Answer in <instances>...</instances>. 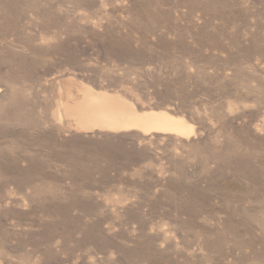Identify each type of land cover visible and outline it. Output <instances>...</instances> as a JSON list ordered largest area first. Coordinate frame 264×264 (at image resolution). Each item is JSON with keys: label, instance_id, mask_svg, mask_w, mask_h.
Listing matches in <instances>:
<instances>
[{"label": "rangeland", "instance_id": "1", "mask_svg": "<svg viewBox=\"0 0 264 264\" xmlns=\"http://www.w3.org/2000/svg\"><path fill=\"white\" fill-rule=\"evenodd\" d=\"M79 1L0 0V264H264V0ZM87 87L194 133L79 131Z\"/></svg>", "mask_w": 264, "mask_h": 264}, {"label": "bare ground", "instance_id": "2", "mask_svg": "<svg viewBox=\"0 0 264 264\" xmlns=\"http://www.w3.org/2000/svg\"><path fill=\"white\" fill-rule=\"evenodd\" d=\"M60 1V0H58ZM75 1V0H73ZM86 1V0H85ZM84 1V2H85ZM88 1V0H87ZM219 1V0H218ZM13 2V0H12ZM15 2V1H14ZM21 2V1H20ZM77 2V1H76ZM81 2V0L79 1ZM92 2V1H91ZM8 3V2H7ZM24 3V2H23ZM36 3V2H35ZM68 3V2H67ZM78 3V2H77ZM82 3V2H81ZM86 3V2H85ZM93 3V2H92ZM223 3V2H222ZM6 4V3H5ZM18 4V3H16ZM15 4V5H16ZM25 4V3H24ZM31 4L34 5V3L32 2ZM80 4V3H79ZM83 4V3H82ZM81 4V5H82ZM20 6V4H18ZM27 5V4H26ZM26 5L24 7H26ZM37 5V4H36ZM39 5V4H38ZM76 5V4H75ZM88 5V4H86ZM209 5V4H208ZM224 5V4H223ZM8 6V5H7ZM30 6V5H29ZM35 6V5H34ZM77 6V5H76ZM75 6V7H76ZM212 6V5H211ZM210 6V8H211ZM6 7V6H5ZM21 7V6H20ZM10 8V7H9ZM14 8V7H13ZM23 8V7H22ZM29 8V7H28ZM27 8V9H28ZM31 8V7H30ZM38 7H36L37 9ZM217 8V7H216ZM19 10V7L17 8ZM24 9V8H23ZM26 9V10H27ZM35 9V10H36ZM205 9V8H204ZM212 9V8H211ZM214 9V8H213ZM212 9V10H213ZM12 10V9H11ZM29 10V9H28ZM34 10V9H32ZM34 10V11H35ZM216 11V10H214ZM220 12V9H219ZM21 13V12H20ZM10 14V13H8ZM222 14V13H221ZM4 20H6L4 18ZM229 20V19H228ZM229 22V21H228ZM230 23V22H229ZM260 23V22H259ZM228 24V23H226ZM258 24V23H257ZM238 30V29H237ZM251 32V31H250ZM249 32V33H250ZM254 32V31H253ZM252 33V32H251ZM256 33V32H255ZM248 35V34H247ZM249 36V35H248ZM250 37V36H249ZM264 37V36H263ZM251 38V37H250ZM237 39V38H236ZM246 39V38H245ZM234 40V39H233ZM259 40V39H258ZM246 41V40H245ZM215 42V41H214ZM235 42V41H234ZM246 43V42H245ZM254 44V43H253ZM242 45V44H241ZM263 45V44H262ZM240 48V47H239ZM246 48V47H245ZM262 48V47H261ZM242 50V49H241ZM242 53V52H241ZM239 56V55H238ZM258 58V57H257ZM249 61V60H248ZM258 61V59H257ZM260 62V61H259ZM262 62V61H261ZM264 63V62H263ZM264 70V69H263ZM250 75V74H247ZM253 76V75H252ZM251 77V75H250ZM249 77V78H250ZM254 78V76H253ZM263 83V82H262ZM260 85V84H259ZM262 86V85H261ZM264 86V85H263ZM262 86V87H263ZM263 91V90H261ZM80 94H81V98L80 99H72V97L69 94V100L67 102H65L63 104V111H64V118L70 120L73 125L74 128H76L79 131H83L86 133H96V132H109V133H124V132H132V131H138L141 132L144 135H151V134H171V135H176L179 137H189L190 135H192L194 133V126L193 124L189 123L184 117H178V116H173L168 112L165 111H145V112H140L136 109V107L131 104L130 102H128L127 100H125L123 98V96H121L120 94H111L105 91H96L91 87H87L84 88L83 90H79ZM264 93V92H263ZM262 93V94H263ZM264 96V95H263ZM264 99V98H263ZM264 101V100H263ZM259 111V110H258ZM61 113V112H60ZM62 114V113H61ZM256 114V113H255ZM258 114V113H257ZM255 116V115H254ZM253 116V117H254ZM252 117V118H253ZM254 119V118H253ZM256 119V118H255ZM20 120V119H19ZM18 120V121H19ZM247 128V127H246ZM249 128V127H248ZM245 129V128H244ZM247 130V129H246ZM244 132V131H243ZM247 132V131H246ZM244 132V133H246ZM243 133V134H244ZM45 135V133H43ZM242 134V135H243ZM43 135V136H44ZM48 135V134H47ZM46 135V136H47ZM42 136V137H43ZM50 136V135H49ZM109 137V135H108ZM116 137V136H115ZM45 138V137H44ZM43 138V140H44ZM114 138V137H113ZM264 138V136H263ZM262 139V138H261ZM49 140V139H46ZM256 140V139H255ZM251 141V140H250ZM257 141V140H256ZM47 142V141H46ZM245 142V141H243ZM258 142V141H257ZM264 142V141H263ZM43 143V142H42ZM45 143V142H44ZM50 143V142H49ZM48 143V145H49ZM52 143H55L52 141ZM51 144V143H50ZM247 144V143H246ZM46 145V144H45ZM250 146V144H249ZM258 146V145H257ZM256 146V147H257ZM45 147V146H44ZM49 147V146H48ZM51 149V148H50ZM96 152V151H95ZM55 153V152H54ZM99 154V152H96ZM95 153V154H96ZM52 154V153H51ZM60 154V153H59ZM257 155V154H253ZM260 155V154H259ZM60 156V155H59ZM59 156L57 155V158L59 159ZM62 156V155H61ZM79 155H76V157ZM82 156V155H81ZM96 156V155H95ZM65 157V156H64ZM101 156H98V158H100ZM257 157H260L257 155ZM55 158V157H54ZM62 158V157H61ZM97 158V157H94ZM97 158V159H98ZM261 158V157H260ZM63 159V158H62ZM79 159V158H78ZM81 159V158H80ZM79 159V160H80ZM258 159V158H257ZM256 159V160H257ZM57 160V159H56ZM65 160V159H64ZM68 160V158H67ZM254 161V160H253ZM71 162V161H70ZM255 162V161H254ZM261 162L264 165V158L261 159ZM67 163V162H66ZM257 163V162H255ZM44 165V164H43ZM73 164L71 163V166ZM256 165V164H255ZM253 165V166H255ZM17 166V165H16ZM38 166V165H37ZM250 166V165H249ZM258 166V165H257ZM10 167V166H9ZM13 168V166H12ZM17 168V167H16ZM69 168V167H68ZM74 168V167H73ZM78 168H82L84 170H86L84 168V166H82L81 164H79ZM6 169V168H5ZM24 169V168H23ZM35 169V168H34ZM70 169V168H69ZM75 169H71V171H74V173L77 171ZM249 169V168H247ZM246 169V170H247ZM261 171L264 172V167L260 168ZM11 172V169H9ZM81 170V169H79ZM84 170H82L84 172ZM256 170V169H255ZM16 171V170H15ZM37 171V170H34ZM70 171V172H71ZM6 172V171H5ZM18 172V171H17ZM22 172V170L20 171ZM25 172V171H24ZM40 173V171H38ZM69 172V171H68ZM88 172V171H87ZM84 172V173H87ZM251 172V171H248ZM9 173V172H8ZM14 173V172H13ZM16 173V172H15ZM19 173V172H18ZM73 173V174H74ZM78 173V172H77ZM81 173V172H79ZM89 173V172H88ZM246 173V172H245ZM253 174V171L251 172ZM258 171H256V175H257ZM11 174V173H9ZM21 174V173H19ZM25 174V173H24ZM31 174V173H29ZM36 174V173H35ZM72 174V172H71ZM72 174V176H74ZM91 174V173H90ZM249 173V175H252ZM255 174V173H254ZM252 175L249 176L250 177H254L256 175ZM264 174V173H263ZM8 175V174H6ZM12 175V174H11ZM69 175V173H68ZM78 175V174H77ZM82 175V173L80 174ZM79 175V176H80ZM88 175V174H87ZM245 175V174H244ZM248 175V173L246 174V176ZM259 175V173H258ZM257 175V176H258ZM17 176V175H16ZM33 176V174H32ZM30 176V177H32ZM39 176V175H38ZM85 176V174H84ZM256 176V177H257ZM9 177V176H8ZM8 177L6 179H8ZM24 177V176H23ZM29 177V175H28ZM27 177V178H28ZM34 177V176H33ZM32 177V180H33ZM71 177V176H70ZM82 177V176H81ZM88 177V176H85ZM91 177V176H90ZM262 177L263 176H260ZM257 177V178H259ZM4 178V177H3ZM14 178V177H13ZM20 178V177H19ZM36 178V175H35ZM75 178V177H74ZM83 178V177H82ZM248 178V177H246ZM4 179V180H6ZM10 179V177H9ZM26 179V178H25ZM24 179V180H25ZM29 179V178H28ZM73 179V178H72ZM84 179V178H83ZM86 179V178H85ZM254 179V178H253ZM264 179V178H263ZM22 180V181H24ZM31 180V179H29ZM27 181L28 183H30L31 181ZM36 180V179H35ZM88 180V178H87ZM261 180V179H258ZM13 181V180H12ZM75 181V180H74ZM249 181V180H248ZM251 181V180H250ZM254 181V180H253ZM251 181V182H253ZM257 181V180H255ZM21 182V181H20ZM26 182V183H27ZM260 182V181H258ZM257 182V183H258ZM262 182V181H261ZM9 183V182H8ZM11 183V182H10ZM17 183V182H16ZM24 183V182H23ZM27 183V184H28ZM34 183V182H33ZM37 183V182H36ZM248 183V182H247ZM250 183V182H249ZM248 183V184H249ZM254 183V182H253ZM18 184V183H17ZM21 185H23L22 183H20ZM247 184V185H248ZM264 185V183H262ZM261 184V185H262ZM18 187V188H24L23 186ZM34 185H36L34 183ZM49 185V184H48ZM2 186V185H0ZM18 186V185H16ZM26 187V185H25ZM252 187V186H251ZM255 187V185H254ZM264 187V186H262ZM261 188V187H260ZM1 189V188H0ZM69 208V207H68ZM64 224V223H63ZM69 225V224H68ZM67 226V225H66ZM69 227V226H67ZM88 227V226H87ZM64 228V227H63ZM100 228V226H99ZM85 230V229H84ZM87 230V229H86ZM98 230V229H96ZM94 230V231H96ZM101 231V230H100ZM92 232V231H91ZM99 232V231H98ZM96 232V233H98ZM99 234V233H98ZM107 234V233H106ZM86 236V235H85ZM90 236V235H89ZM92 236V235H91ZM101 239V238H100ZM105 242V241H104ZM108 242V241H107ZM112 243V242H111ZM106 245V244H105ZM115 245V244H114ZM113 246V245H112ZM108 247V246H107ZM100 248H102L100 246ZM104 249V248H103ZM145 251V249H144ZM147 251V250H146ZM148 253V252H147Z\"/></svg>", "mask_w": 264, "mask_h": 264}]
</instances>
